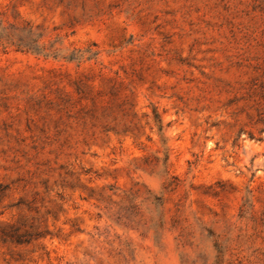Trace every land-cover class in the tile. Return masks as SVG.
<instances>
[{"label": "rangeland", "instance_id": "obj_1", "mask_svg": "<svg viewBox=\"0 0 264 264\" xmlns=\"http://www.w3.org/2000/svg\"><path fill=\"white\" fill-rule=\"evenodd\" d=\"M0 264H264V0H0Z\"/></svg>", "mask_w": 264, "mask_h": 264}, {"label": "trees", "instance_id": "obj_2", "mask_svg": "<svg viewBox=\"0 0 264 264\" xmlns=\"http://www.w3.org/2000/svg\"><path fill=\"white\" fill-rule=\"evenodd\" d=\"M14 240H16V242H19V243L23 242V240L20 239V237H14Z\"/></svg>", "mask_w": 264, "mask_h": 264}]
</instances>
